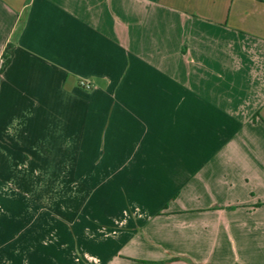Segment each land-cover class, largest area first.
Instances as JSON below:
<instances>
[{"label":"crops","instance_id":"1","mask_svg":"<svg viewBox=\"0 0 264 264\" xmlns=\"http://www.w3.org/2000/svg\"><path fill=\"white\" fill-rule=\"evenodd\" d=\"M141 263L264 264V0H0V264Z\"/></svg>","mask_w":264,"mask_h":264},{"label":"built area","instance_id":"2","mask_svg":"<svg viewBox=\"0 0 264 264\" xmlns=\"http://www.w3.org/2000/svg\"><path fill=\"white\" fill-rule=\"evenodd\" d=\"M81 86H82L84 89H86V90H89V89L91 88V86L88 85V84H86V83H81ZM85 260L88 261V262H93V263L95 262L94 259H92V258H88V257H85Z\"/></svg>","mask_w":264,"mask_h":264},{"label":"trees","instance_id":"3","mask_svg":"<svg viewBox=\"0 0 264 264\" xmlns=\"http://www.w3.org/2000/svg\"><path fill=\"white\" fill-rule=\"evenodd\" d=\"M3 59H4V64L7 65L10 61V55L7 51L4 54ZM141 264H153V263H141Z\"/></svg>","mask_w":264,"mask_h":264},{"label":"rangeland","instance_id":"4","mask_svg":"<svg viewBox=\"0 0 264 264\" xmlns=\"http://www.w3.org/2000/svg\"><path fill=\"white\" fill-rule=\"evenodd\" d=\"M77 254H78V258L82 259V255H80V253H77Z\"/></svg>","mask_w":264,"mask_h":264}]
</instances>
